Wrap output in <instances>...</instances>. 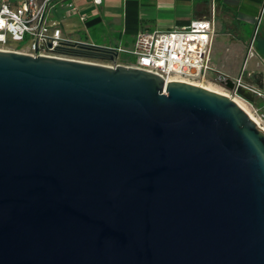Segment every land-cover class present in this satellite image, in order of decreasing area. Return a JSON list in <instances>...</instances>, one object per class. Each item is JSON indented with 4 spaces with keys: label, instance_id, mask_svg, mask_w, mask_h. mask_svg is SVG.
<instances>
[{
    "label": "water",
    "instance_id": "obj_1",
    "mask_svg": "<svg viewBox=\"0 0 264 264\" xmlns=\"http://www.w3.org/2000/svg\"><path fill=\"white\" fill-rule=\"evenodd\" d=\"M0 264H264V133L201 86L0 50Z\"/></svg>",
    "mask_w": 264,
    "mask_h": 264
},
{
    "label": "crops",
    "instance_id": "obj_2",
    "mask_svg": "<svg viewBox=\"0 0 264 264\" xmlns=\"http://www.w3.org/2000/svg\"><path fill=\"white\" fill-rule=\"evenodd\" d=\"M13 9L22 0H0ZM62 37L101 48L131 49L140 31H169L191 20H212L209 64L213 74L240 76L264 91V0H54ZM76 11L68 15L67 4ZM251 69L247 72L246 67Z\"/></svg>",
    "mask_w": 264,
    "mask_h": 264
},
{
    "label": "built area",
    "instance_id": "obj_3",
    "mask_svg": "<svg viewBox=\"0 0 264 264\" xmlns=\"http://www.w3.org/2000/svg\"><path fill=\"white\" fill-rule=\"evenodd\" d=\"M53 1L22 0L13 9L8 3H1L0 50L28 54L33 57L71 58L108 68L124 66L156 74L165 82L212 84V81L208 79L210 73H214L209 64L212 39L215 34L212 20H191L184 27L164 32L140 31L136 34L131 49L101 48L88 44V47L92 49L100 48L109 52L108 54L113 55L112 60L74 58L60 55L56 51V48L63 43L77 42H70L62 37L60 23L52 16ZM91 1L94 5L101 4V0ZM65 10L68 15L76 11L71 3L66 5ZM26 36L28 37L26 45L20 46L19 44ZM9 43L18 49H5ZM232 81L233 89L223 86L221 90L230 100H238L246 109L248 117L264 133V91L244 85L240 76ZM239 86L248 88L252 92L253 102L245 100L237 93Z\"/></svg>",
    "mask_w": 264,
    "mask_h": 264
},
{
    "label": "rangeland",
    "instance_id": "obj_4",
    "mask_svg": "<svg viewBox=\"0 0 264 264\" xmlns=\"http://www.w3.org/2000/svg\"><path fill=\"white\" fill-rule=\"evenodd\" d=\"M38 1H41V0H38ZM27 40H28V37L26 36L25 37V39H24V41L22 42V43H20L19 45L20 46H25L26 45V43H27ZM5 49H18L15 45H13V44H11V43H9V44H7V46L5 47ZM211 53V52H210ZM121 56H124V55H122L121 54ZM213 69V68H212ZM250 69H251V66L250 65H248L247 67H246V70H247V72H249L250 71ZM212 71H214V70H212ZM222 75V74H221ZM226 77V76H225ZM237 76H232V77H227V78H229V79H231V80H235V78H236ZM208 79H210L212 82V84L210 85V84H205V87L206 88H208V89H210L211 91H215V92H223L222 90H221V87H223L219 82H217V77L216 76H214V74L213 73H210V75H209V78ZM242 82H243V80H242Z\"/></svg>",
    "mask_w": 264,
    "mask_h": 264
},
{
    "label": "bare ground",
    "instance_id": "obj_5",
    "mask_svg": "<svg viewBox=\"0 0 264 264\" xmlns=\"http://www.w3.org/2000/svg\"><path fill=\"white\" fill-rule=\"evenodd\" d=\"M191 84V83H190ZM193 85H195V84H193ZM211 85V84H210ZM197 86H201V87H203V88H206L205 87V85H203V84H201V85H197ZM206 89H208V88H206ZM208 90H210V89H208ZM215 92V91H214ZM217 93H219V92H217ZM219 94H221V95H223V96H226L227 97V95H226V93L223 91V92H220ZM233 102L235 103V104H237L239 107H241L244 111H245V113L247 114V111H246V109L242 106V104L238 101V100H233ZM252 120V119H251Z\"/></svg>",
    "mask_w": 264,
    "mask_h": 264
}]
</instances>
